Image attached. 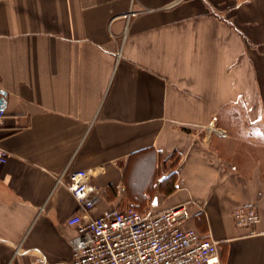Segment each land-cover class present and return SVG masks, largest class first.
Here are the masks:
<instances>
[{
  "label": "crops",
  "instance_id": "1",
  "mask_svg": "<svg viewBox=\"0 0 264 264\" xmlns=\"http://www.w3.org/2000/svg\"><path fill=\"white\" fill-rule=\"evenodd\" d=\"M0 94V264L72 263L78 169L91 216L187 203L220 264H264V0H0Z\"/></svg>",
  "mask_w": 264,
  "mask_h": 264
},
{
  "label": "built area",
  "instance_id": "2",
  "mask_svg": "<svg viewBox=\"0 0 264 264\" xmlns=\"http://www.w3.org/2000/svg\"><path fill=\"white\" fill-rule=\"evenodd\" d=\"M5 114L0 108V126ZM8 158L0 143V164ZM67 175L68 188L83 208V213L67 220L75 229L71 264H220L218 242L184 225L191 216L189 204L161 212H142L132 206L109 208L91 216L99 194L90 183V171L78 169ZM232 215L238 227L253 228L261 220L251 205L235 207Z\"/></svg>",
  "mask_w": 264,
  "mask_h": 264
},
{
  "label": "trees",
  "instance_id": "3",
  "mask_svg": "<svg viewBox=\"0 0 264 264\" xmlns=\"http://www.w3.org/2000/svg\"><path fill=\"white\" fill-rule=\"evenodd\" d=\"M140 211V210H139ZM142 212H145V211H142ZM201 234V233H200ZM203 236V235H202ZM203 237H205V236H203Z\"/></svg>",
  "mask_w": 264,
  "mask_h": 264
},
{
  "label": "water",
  "instance_id": "4",
  "mask_svg": "<svg viewBox=\"0 0 264 264\" xmlns=\"http://www.w3.org/2000/svg\"><path fill=\"white\" fill-rule=\"evenodd\" d=\"M0 108H1V102H0Z\"/></svg>",
  "mask_w": 264,
  "mask_h": 264
}]
</instances>
